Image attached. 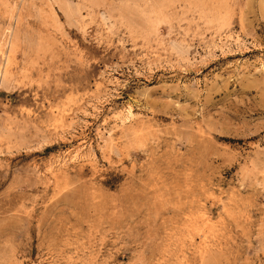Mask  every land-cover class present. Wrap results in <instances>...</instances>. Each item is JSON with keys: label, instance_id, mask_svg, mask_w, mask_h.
Segmentation results:
<instances>
[{"label": "rangeland", "instance_id": "obj_1", "mask_svg": "<svg viewBox=\"0 0 264 264\" xmlns=\"http://www.w3.org/2000/svg\"><path fill=\"white\" fill-rule=\"evenodd\" d=\"M0 264H264V0H0Z\"/></svg>", "mask_w": 264, "mask_h": 264}, {"label": "bare ground", "instance_id": "obj_2", "mask_svg": "<svg viewBox=\"0 0 264 264\" xmlns=\"http://www.w3.org/2000/svg\"><path fill=\"white\" fill-rule=\"evenodd\" d=\"M164 12V11H163ZM166 15V14H165ZM108 18V17H107ZM111 19V18H110ZM160 19V18H159ZM104 20H106V18H104ZM108 20V19H107ZM109 21V20H108ZM115 30V29H114ZM9 46V45H8ZM8 48V47H7ZM6 58V57H5Z\"/></svg>", "mask_w": 264, "mask_h": 264}]
</instances>
